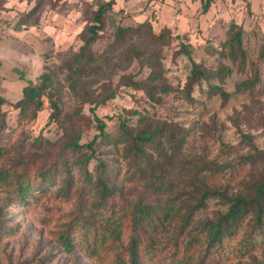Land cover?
Returning a JSON list of instances; mask_svg holds the SVG:
<instances>
[{"label": "trees", "instance_id": "trees-1", "mask_svg": "<svg viewBox=\"0 0 264 264\" xmlns=\"http://www.w3.org/2000/svg\"><path fill=\"white\" fill-rule=\"evenodd\" d=\"M5 1L0 0V10ZM93 1L95 9L91 1L83 2L91 4V9L89 16L82 17L78 49L68 48L67 56L56 69L45 67L34 81H28L18 100L12 102L0 95V107L9 105L17 110L16 125H10L6 112L0 109V187L10 194L13 203L22 205L37 201L53 187L60 196L76 197L75 214L60 231L57 241L78 261L80 256L76 252L82 251L88 257L101 253L110 256L109 264H149L167 254L169 264H218L212 259L208 262L211 251L224 237L235 234L247 217L253 216V228L264 233V148L254 147L246 157L250 170L258 174L252 176L246 193L231 194L226 188L204 189L193 206L177 205L181 197L184 201L183 193L164 204L147 203L143 188L159 193L177 190L175 171L186 134H182L177 123L152 119L149 114L132 109L126 111L128 116H118L114 131L107 130L95 108L115 98L118 90L112 76L117 68H128L133 61L147 66L150 72L139 79L124 75L123 85L144 91L152 100H156L158 92L172 89L163 80L160 54L154 46L168 38L170 31L163 27L155 33L148 19L136 26L118 23L113 40L98 52L93 45L115 0ZM214 1L200 0L201 13H206ZM40 4V0H35L33 7L20 15L16 26L28 25ZM225 35L219 48H210L211 53L242 65L246 57L242 26L230 21ZM192 50L191 44L181 43L177 51L190 63L181 91L183 97L191 101L195 86L206 81L208 92L219 93L223 101L227 100L228 94L221 85L212 81L217 79L221 83L231 68L218 63L217 70L211 72L202 61L193 59ZM59 71L63 83L57 76ZM251 86L252 81L246 80L238 88ZM64 90L74 100L72 109L62 106ZM45 99L48 122L55 123L60 134L54 140L38 135L30 141L34 149L28 148L30 136L24 129L18 131V127L37 117ZM86 105L92 117L83 112ZM129 112L138 117H130ZM91 127L95 133L81 141L82 134ZM17 131L21 133L17 135ZM243 169L247 167L241 165L232 176H238ZM215 195L229 203L227 210L196 222L195 211L202 207L205 198ZM2 208L0 240L12 231L10 217ZM203 242L205 246L201 247Z\"/></svg>", "mask_w": 264, "mask_h": 264}, {"label": "rangeland", "instance_id": "rangeland-1", "mask_svg": "<svg viewBox=\"0 0 264 264\" xmlns=\"http://www.w3.org/2000/svg\"><path fill=\"white\" fill-rule=\"evenodd\" d=\"M40 1L39 9L28 25L37 24L40 17L48 20L52 16L54 20L50 23H54L62 32L66 31L68 21H72L67 28H71V34L82 28V17L90 14L89 6L92 4V9L96 7V1L92 0L91 4H84V0ZM133 1L136 0H132L130 5H133ZM12 2L18 9L26 7L24 4L21 6L18 0ZM134 7L135 11L120 8L108 12L93 48L102 52L113 40V31L118 23H133L131 25L136 26L148 16L155 33H159L163 27L170 31L168 38L154 46L160 54L163 80L172 89L167 93L158 92L156 100H152L144 91L123 85L121 81L124 75L132 74L139 79L150 72L147 66L133 61L128 68L116 69L111 81L118 90L117 95L97 106L95 112L104 120L107 130L114 131L118 116H128L126 111L132 109L147 113L152 119L177 123L182 134H186L181 161L175 171L177 190L159 193L143 188L145 201L164 204L183 193L184 201L181 197L177 205L193 206L198 203L204 189L217 191L226 188L231 194L248 192L252 176L258 174L250 170L246 157L254 147L264 148V0H215L207 14L201 13L199 0H163L145 8L139 5ZM1 16L5 17L6 14L2 13ZM230 21L240 24L244 30L246 57L242 65L221 58L216 52L211 53L212 48H219L225 41ZM3 34L0 33V95L12 102L19 98L23 85L34 81L46 70L45 67L56 69L67 56V49L71 47L77 50L81 44V41H71L68 48L56 47L39 55L37 46L28 49L16 38L2 37ZM37 39L32 35L25 37L34 44ZM65 40L70 41L68 38ZM181 43L191 44L193 59L202 61L211 72L217 70L218 63L231 68L230 74L221 83L217 79L212 81V84L221 85L228 94L227 100L223 101L219 93L208 92L206 81L195 86L191 101L183 97L181 91L189 75L190 63L184 55H177ZM57 76L63 83L60 71ZM246 80L252 81L253 86L239 89L240 83ZM61 101L66 110L72 109L75 104L65 90ZM0 109L6 112L8 124L16 125L17 110L9 105H3ZM83 112L92 117L88 105ZM48 114L45 99L37 117L18 127V131L24 129L30 136L26 147L34 149L30 141L38 135L54 140L60 134L58 126L48 122ZM129 116L138 117L130 112ZM18 131L17 135L21 133ZM94 133L93 127L86 130L81 141L90 139ZM241 165H245L247 170L243 169L238 176H232L233 171ZM76 199L58 195L53 187L37 201L22 205L13 203L10 194L0 187V207L10 217L9 224L12 225V231L0 240V264H109L110 256L101 253L88 257L82 251L76 252L80 256L78 261L57 241L60 231L75 214ZM228 206L229 203L221 196L205 198L202 207L195 211L194 219L197 222L216 217L224 213ZM253 226V216L247 217L235 234L224 237L214 252L211 251L208 262L212 259L218 264H264V233ZM204 246L205 242L201 247ZM169 262L170 256L167 254L149 261V264Z\"/></svg>", "mask_w": 264, "mask_h": 264}, {"label": "crops", "instance_id": "crops-1", "mask_svg": "<svg viewBox=\"0 0 264 264\" xmlns=\"http://www.w3.org/2000/svg\"><path fill=\"white\" fill-rule=\"evenodd\" d=\"M86 1H90V0H86ZM131 1L132 0H115V3L113 4L112 9L118 11L120 8H127L128 11H135L134 6L136 5H139L145 8L148 5L152 6V4L155 1H163V0H136V1H133V5H130ZM18 3H20L21 6L24 4L26 7H22L18 9L14 7L12 0H6L4 3V9L0 10L1 15L2 13L6 14L5 17L0 15V18H3V19H0V33H5L3 34L2 37L10 36L9 38H16L17 40H19L18 42H21L22 46H26L28 49H30L32 46L33 47L37 46L39 48L37 49L38 50L37 52L39 53V55L46 53L47 51L45 50H50V49L54 50L56 47H59L60 49L64 47L68 48L71 46L72 42L76 40L79 41L77 39V34L80 32L81 29L71 34L70 33L71 28L68 30L67 28L70 27V25L72 24V21H70V23L68 21V24L65 25L66 31L62 32V30H58V28L55 27L54 23L53 24L50 23L51 20H54V17L52 16L48 18V20H45L44 16L40 17V20L37 24H32V25L21 24V26H16V24H13V23L18 20L21 14L28 12L33 7L35 0H18ZM199 6H200V0H199ZM209 10L206 13H202V14H207ZM147 17L148 16H146L142 21L146 19L151 21V19ZM69 18L71 19V16ZM142 21H139V22H142ZM13 32H16V34H14ZM28 32L32 34L29 33V35H27ZM30 35H32L34 39L35 37L36 38L38 37V39L36 40L37 41L36 44L25 40V37L27 36L29 37ZM66 38H68V40L70 41H66L65 40ZM60 42H61V45H60ZM22 88L20 90L21 92H20L19 98L21 97Z\"/></svg>", "mask_w": 264, "mask_h": 264}]
</instances>
